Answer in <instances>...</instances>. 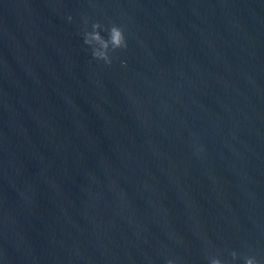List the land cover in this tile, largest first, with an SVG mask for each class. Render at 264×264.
<instances>
[{"label":"water","instance_id":"1","mask_svg":"<svg viewBox=\"0 0 264 264\" xmlns=\"http://www.w3.org/2000/svg\"><path fill=\"white\" fill-rule=\"evenodd\" d=\"M96 22L125 29L110 65ZM247 257L264 264V0H0V264Z\"/></svg>","mask_w":264,"mask_h":264},{"label":"clouds","instance_id":"2","mask_svg":"<svg viewBox=\"0 0 264 264\" xmlns=\"http://www.w3.org/2000/svg\"><path fill=\"white\" fill-rule=\"evenodd\" d=\"M72 19L71 16L68 18ZM101 24L96 22L92 25L91 31L85 32V44L92 46V55L95 59L103 61L106 64H112L113 57L110 54L117 49H126L128 47V40L123 26L113 24L108 29V38H105L100 32ZM126 63V62H124ZM237 253L233 252L232 256L236 257ZM168 264H176L174 260H169ZM211 264H225L219 258H212ZM246 264H259L255 257H247Z\"/></svg>","mask_w":264,"mask_h":264}]
</instances>
